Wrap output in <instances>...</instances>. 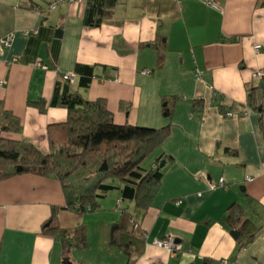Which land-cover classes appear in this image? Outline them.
I'll return each instance as SVG.
<instances>
[{"label": "crops", "instance_id": "obj_1", "mask_svg": "<svg viewBox=\"0 0 264 264\" xmlns=\"http://www.w3.org/2000/svg\"><path fill=\"white\" fill-rule=\"evenodd\" d=\"M215 1L218 9L202 0H82L50 10V0H0V37L15 35L9 47L0 43V111L22 125L7 130L0 119L1 137L48 152V126L68 116L50 105L65 73L76 75L72 91L106 99L118 124L170 125L151 163L165 160L151 206L123 199L118 207L135 221L123 235L127 251L110 243L122 215L114 213L98 237L100 252L66 254L79 248L66 250L44 231L52 220L71 227L63 223L73 211L64 209L62 185L29 173L0 181V264H264V133L246 105L247 86L264 76V0ZM100 17V26L90 25ZM87 67L94 75L82 87ZM172 97L165 118L162 100ZM41 99L45 112L33 104ZM234 203L258 228L244 247L227 221ZM170 236L184 250L154 244Z\"/></svg>", "mask_w": 264, "mask_h": 264}, {"label": "trees", "instance_id": "obj_2", "mask_svg": "<svg viewBox=\"0 0 264 264\" xmlns=\"http://www.w3.org/2000/svg\"><path fill=\"white\" fill-rule=\"evenodd\" d=\"M104 11L103 10V14ZM104 17L94 24L100 26ZM93 68L87 72L79 84L87 87L93 78ZM63 86L57 83L50 105L67 109L64 122L48 126L49 151H42L28 140H17L0 136V181L22 174H36L57 179L63 188L65 210L84 213L99 206V198L118 188L123 199L132 200L139 209H148L157 194L163 176L160 167H142L143 160L159 148L170 134V125L153 128L129 123L118 124L109 110L106 99L89 100L70 83ZM177 97L164 98L161 104L162 115L170 118ZM195 103H198L195 100ZM45 112L44 99L33 103ZM246 105L259 117V125L264 133V76L247 86ZM0 119L7 130L21 131L18 117L1 109ZM120 185H116V182ZM91 207L88 210V207ZM121 218L111 225L110 243L128 249L124 234L134 218L126 210ZM227 221L231 233L244 247L255 238L258 228L245 217L244 209L234 203L228 209ZM44 231L51 232L59 239L66 250L85 247L84 229L78 228L73 236L68 229L54 225L53 220L45 223ZM203 264H218L204 259Z\"/></svg>", "mask_w": 264, "mask_h": 264}, {"label": "rangeland", "instance_id": "obj_3", "mask_svg": "<svg viewBox=\"0 0 264 264\" xmlns=\"http://www.w3.org/2000/svg\"><path fill=\"white\" fill-rule=\"evenodd\" d=\"M158 151L159 149L157 148L153 153L148 155L143 160L142 167L146 169L150 168L153 159L157 157ZM118 184L120 183L117 181L116 185ZM98 203L99 206L97 208H94L92 211H87L84 213L73 211L72 213L65 214V222L63 223H67L69 226H71L68 228L69 234L74 237V235L77 233L76 231L78 230V228H82L84 229L86 236V248L78 247L79 249L71 250L70 252L66 253L68 255L70 254L69 256H73L74 259L76 258L75 255L78 256L83 253L94 254L95 252L97 253V251L100 252L101 245L96 243H98V237L102 238L103 236L101 234L103 224L107 222V220H109V218L114 213H121L122 209L119 208L125 206L123 198L121 197L120 190L118 188L109 191L103 198H99ZM118 203H121V206H119Z\"/></svg>", "mask_w": 264, "mask_h": 264}, {"label": "built area", "instance_id": "obj_4", "mask_svg": "<svg viewBox=\"0 0 264 264\" xmlns=\"http://www.w3.org/2000/svg\"><path fill=\"white\" fill-rule=\"evenodd\" d=\"M82 0H50L49 4H48V9L50 10H55L59 4H63V3H68V4H77L79 2H81ZM207 6H211L213 8H219V6L217 5L216 1L215 0H202ZM39 11H42V9H40ZM31 33H37V30L36 29H33L32 31H24V35H30ZM14 33H9L8 35L6 36H3V37H0V43L5 46V47H9L13 40H14ZM262 46L261 45H256L255 46V50L257 52H259L261 50ZM37 65H41L40 61L37 62ZM146 74H150L152 73V70L150 69H147L144 71ZM258 77L260 78L261 77V73L257 74ZM63 80L65 81H68L70 84H75L76 82V75L73 74V73H65L63 76H62ZM215 97L217 95H214ZM247 114V112H246ZM226 116H233L234 113L233 112H227L225 114ZM158 164H154L153 167L154 168H157ZM250 179V178H249ZM219 186L221 187H224L225 184L223 181H220ZM91 207L89 206L88 207V210H90ZM154 244L156 246H159V247H163V248H166V249H169L173 252H177V251H182L184 250V246L177 242V240L174 238V237H168V238H164V239H156L154 241ZM189 251L191 252V249H189Z\"/></svg>", "mask_w": 264, "mask_h": 264}, {"label": "water", "instance_id": "obj_5", "mask_svg": "<svg viewBox=\"0 0 264 264\" xmlns=\"http://www.w3.org/2000/svg\"><path fill=\"white\" fill-rule=\"evenodd\" d=\"M165 166V160L161 162L160 167L163 168ZM49 225V223H48ZM64 264H72L71 262L64 261Z\"/></svg>", "mask_w": 264, "mask_h": 264}]
</instances>
